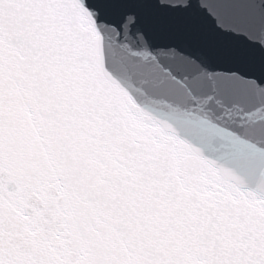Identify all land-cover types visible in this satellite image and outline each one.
Here are the masks:
<instances>
[{"label": "snow or ice", "instance_id": "snow-or-ice-1", "mask_svg": "<svg viewBox=\"0 0 264 264\" xmlns=\"http://www.w3.org/2000/svg\"><path fill=\"white\" fill-rule=\"evenodd\" d=\"M0 264H264V0H0Z\"/></svg>", "mask_w": 264, "mask_h": 264}]
</instances>
